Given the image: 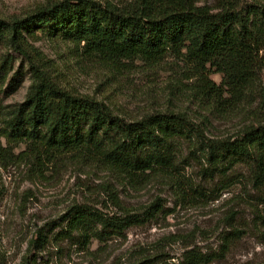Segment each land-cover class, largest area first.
<instances>
[{
  "label": "rangeland",
  "instance_id": "obj_1",
  "mask_svg": "<svg viewBox=\"0 0 264 264\" xmlns=\"http://www.w3.org/2000/svg\"><path fill=\"white\" fill-rule=\"evenodd\" d=\"M60 1L64 0H0V20H21ZM215 2L201 0L208 6ZM49 33L43 28L22 32L27 58L0 40V66L8 61L0 70V132L9 113L29 93L31 65L60 89L100 102L126 121L183 114L214 138L264 125V103L256 97L236 108H212L197 94L187 68L171 55L156 65L133 60L112 67L84 57L73 42ZM260 78L264 83V69ZM210 79L216 85L221 82L219 74L212 73ZM24 150L23 145L8 147L0 136V264H177L190 249L210 255V264H264V227L257 221L248 189L236 182L245 175L242 167L228 172V180L204 177V161L180 142L173 177L149 175L129 181L81 156L35 160L18 156ZM155 202L161 206L155 218L103 242L92 241L87 248L56 237L64 227L61 218L75 205L124 217L140 214ZM39 231L46 242L37 249L32 243Z\"/></svg>",
  "mask_w": 264,
  "mask_h": 264
},
{
  "label": "trees",
  "instance_id": "obj_2",
  "mask_svg": "<svg viewBox=\"0 0 264 264\" xmlns=\"http://www.w3.org/2000/svg\"><path fill=\"white\" fill-rule=\"evenodd\" d=\"M42 28L73 42L84 57L112 67L133 60L156 65L171 55L183 63L188 79L196 82L197 94L216 111L236 108L254 97L260 105L264 103L260 78L264 0L246 5L239 0H216L213 6L201 0H64L21 20H0V40L27 58L22 32ZM7 64L3 61L0 70ZM30 68L29 93L9 113L0 132L8 147H25L18 156L39 160L77 155L118 178L137 181L149 175L173 177L178 145L186 142L190 155L206 164L201 169L204 177L228 180L232 176L228 172L235 167L244 169L245 175L236 182L248 189L257 221L264 227V125H248L233 137L214 138L183 114L126 121L100 102L60 89L38 67ZM212 73L221 76L219 85L210 79ZM17 78L16 74L13 82ZM160 210L155 202L140 214L109 217L75 205L61 218L64 227L56 237L87 248L92 241L100 243L144 225ZM45 242L46 236L39 231L32 246L43 248ZM212 261L210 255L190 249L177 264Z\"/></svg>",
  "mask_w": 264,
  "mask_h": 264
}]
</instances>
